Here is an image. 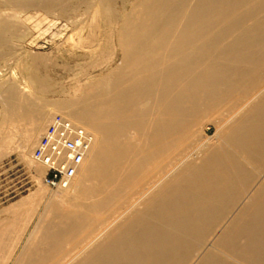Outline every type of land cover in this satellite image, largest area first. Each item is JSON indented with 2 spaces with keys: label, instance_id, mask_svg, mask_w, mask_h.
I'll list each match as a JSON object with an SVG mask.
<instances>
[{
  "label": "bare ground",
  "instance_id": "6f19581e",
  "mask_svg": "<svg viewBox=\"0 0 264 264\" xmlns=\"http://www.w3.org/2000/svg\"><path fill=\"white\" fill-rule=\"evenodd\" d=\"M73 1L91 4L0 0V49L20 13ZM94 2L87 31L116 27L119 67L61 104L0 84V160L21 152L36 181L52 115L94 137L68 188L39 185L2 211L18 215L0 222V264H264V0H133L117 16ZM8 119L25 122L17 142ZM31 197L42 206L22 218Z\"/></svg>",
  "mask_w": 264,
  "mask_h": 264
},
{
  "label": "rangeland",
  "instance_id": "374dc122",
  "mask_svg": "<svg viewBox=\"0 0 264 264\" xmlns=\"http://www.w3.org/2000/svg\"><path fill=\"white\" fill-rule=\"evenodd\" d=\"M89 2L92 5L88 7L76 5L75 1L65 3L66 5L61 7V9L65 7L69 9L65 14H62L58 7L49 12L35 9L20 13L17 31L9 37L10 41L8 40L6 50L0 49L2 52L0 53V84H13L17 92L24 90L23 94L26 98H31L28 101L32 100L33 105L37 102L48 105L56 102L61 104L70 101L73 97H78L77 93L86 84L119 67L122 56L117 44L116 27L114 26L112 32H107L104 26L94 33L87 31L86 24L95 6L94 0ZM131 3L133 0H127L124 5L119 0H114L108 13L121 15L129 10ZM29 72L39 73L37 78L44 85L47 84L45 86L48 90L40 91L36 88L38 79L29 77ZM208 121L204 122L202 135L212 140L216 128ZM8 122L3 124L2 133L3 135L12 134L13 141H16L25 122L21 120L14 122L12 119L9 124ZM33 175V171L22 160L19 151L0 160V222H8L11 217L15 219L13 215L18 213L11 212L12 215L10 212L2 211L21 199L33 195L39 185L44 186L42 177L36 181ZM45 189L48 197L57 195L55 192L51 193L47 187ZM33 198L37 199V197H31L29 203L19 211L25 215L22 217L20 214L22 218H26L25 213L32 211L35 205L37 206L39 198L38 201L34 199L31 202ZM40 205L42 206V201L38 202L37 209H40ZM17 218L19 221L24 220Z\"/></svg>",
  "mask_w": 264,
  "mask_h": 264
},
{
  "label": "built area",
  "instance_id": "2783aa9c",
  "mask_svg": "<svg viewBox=\"0 0 264 264\" xmlns=\"http://www.w3.org/2000/svg\"><path fill=\"white\" fill-rule=\"evenodd\" d=\"M94 142L83 126L56 113L42 131L31 153V159L44 167L43 184L50 190L68 188Z\"/></svg>",
  "mask_w": 264,
  "mask_h": 264
}]
</instances>
